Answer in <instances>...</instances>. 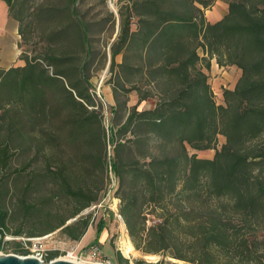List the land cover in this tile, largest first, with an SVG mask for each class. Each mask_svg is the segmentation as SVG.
Segmentation results:
<instances>
[{
  "label": "trees",
  "instance_id": "16d2710c",
  "mask_svg": "<svg viewBox=\"0 0 264 264\" xmlns=\"http://www.w3.org/2000/svg\"><path fill=\"white\" fill-rule=\"evenodd\" d=\"M2 1L23 22V6L15 16L16 0ZM121 1L111 70L123 55L113 94L126 120L113 131L110 159L103 106L91 93L88 26L77 21L51 36L73 38L81 52L21 54L23 66L0 68V250L8 234L35 238L60 228L81 241L89 220L66 223L100 200L112 172L137 251L179 261L170 264H264V0H231L214 24L203 9L217 0ZM214 59L242 72L235 89L224 91L225 106L209 84ZM133 91L138 101L129 109ZM156 97L153 109L137 110ZM219 136L226 143L213 159L190 154L216 149ZM17 153H33L45 168L12 180ZM58 201L72 207L68 216ZM150 207L160 222L147 227ZM97 232L99 241L102 223ZM117 259L129 264L120 253Z\"/></svg>",
  "mask_w": 264,
  "mask_h": 264
},
{
  "label": "rangeland",
  "instance_id": "374dc122",
  "mask_svg": "<svg viewBox=\"0 0 264 264\" xmlns=\"http://www.w3.org/2000/svg\"><path fill=\"white\" fill-rule=\"evenodd\" d=\"M230 1L217 0L211 7L203 9L207 22L213 24L225 18L229 13ZM15 4V16H20L18 12L21 6L25 10L22 15L24 20L20 22L22 35L19 36L18 42L20 54H24L29 58L52 48H56L58 52L69 49L72 52H81V49H74L76 42L73 38L67 40L65 43L64 41H53L51 36L55 31L61 30V28H78V25L74 24L77 21H80L84 27H89V47L93 52L92 59L94 60L90 70L91 93L96 100L97 106L100 104L103 106L104 124L108 135L107 154L108 159H110L114 156L115 148V144L112 143L113 131H116L126 120L124 118L125 114L122 113L120 105L117 106L113 94V89L120 72L118 66L123 63V55L117 57L116 67H114L113 71L111 70V48L119 40L122 29L121 11L126 6V3L121 0H79L74 5L73 0H16ZM215 10H219L220 18L213 16ZM40 11L41 13H39ZM131 22V28L135 30L137 20L132 19ZM200 54L203 56L202 52ZM224 69H226V72L219 74H214L210 70L208 76L216 103L225 106L224 91L235 89L242 72L238 68L228 69V67H225ZM140 86L144 88L143 85ZM136 95L135 91L129 94V109L136 106L137 101H133V97ZM158 102L159 98H151L144 105H139L137 110L153 109ZM225 143V137L219 136L216 149L206 151L189 149V152L191 155L196 154L201 159H213L217 150H220ZM44 168V159L35 158L33 153H17L12 160L7 174L13 180L17 172H24L26 169L25 173L27 174L34 169L42 170ZM118 188V179L112 172H109V184L107 189L102 192L100 200L83 210L75 218L67 221L66 226H72L88 219L90 222L88 231L90 230L91 232L86 239L84 236L79 242L73 241L63 232L64 228H60L45 236L35 237L46 238L47 255H45L44 261H47L46 259L51 252H59L58 257L55 259H69L68 253H74L75 256L71 260L80 264H119L117 259L118 253L128 260L129 264H138V262H143L142 264H160L161 262L170 264L179 262L169 256L146 255L136 249L131 255L127 256L124 254L122 242L125 240V234L131 242L132 240L125 220L121 215V200L117 195ZM57 205L61 207V217L68 216L73 210L66 201H58ZM146 216L147 227L154 226L160 222L159 211H155L152 207L147 209ZM72 220L76 221L71 222ZM100 223L103 224V232L100 235L99 241H97L99 235L97 227ZM14 230L15 228L12 229V232ZM105 232L108 234L104 239ZM30 238L26 235L16 237L8 234L3 240V249L0 250V256L35 257L37 254L30 250V242L28 241ZM19 245L23 250H28L29 253H20V249H18ZM91 247L99 249V258L97 256L91 257L85 253Z\"/></svg>",
  "mask_w": 264,
  "mask_h": 264
},
{
  "label": "crops",
  "instance_id": "0c3cea01",
  "mask_svg": "<svg viewBox=\"0 0 264 264\" xmlns=\"http://www.w3.org/2000/svg\"><path fill=\"white\" fill-rule=\"evenodd\" d=\"M19 28L20 23L10 15L8 5L4 1L0 0V68L2 69H9L11 67H15L16 65H24V63L19 60L21 55L18 42V38L20 36ZM5 37L7 38V41L3 40V42H1V39H5ZM234 68L236 69V67H228V69ZM211 72L219 74L226 72V69L220 67L217 64L216 59H214L212 60ZM133 99L135 102L138 101L137 95L134 96ZM144 104L145 102L142 103L141 106ZM146 105L148 104L146 103Z\"/></svg>",
  "mask_w": 264,
  "mask_h": 264
},
{
  "label": "built area",
  "instance_id": "2783aa9c",
  "mask_svg": "<svg viewBox=\"0 0 264 264\" xmlns=\"http://www.w3.org/2000/svg\"><path fill=\"white\" fill-rule=\"evenodd\" d=\"M45 239L46 238H30V239H28V241L30 242L31 252L36 253L37 255L35 256V258H37L43 262H45L44 257H45V255H47L46 254L47 249L45 246ZM85 253H87V255H90L91 257H96V256L98 258L100 257L99 249L96 247H91V248L87 249ZM74 256H75L74 253H72V254L68 253L69 259H64V260H71L74 258ZM98 258H96V259H98ZM55 260H59V259H55ZM55 260H52L51 262H53Z\"/></svg>",
  "mask_w": 264,
  "mask_h": 264
},
{
  "label": "water",
  "instance_id": "95a60500",
  "mask_svg": "<svg viewBox=\"0 0 264 264\" xmlns=\"http://www.w3.org/2000/svg\"><path fill=\"white\" fill-rule=\"evenodd\" d=\"M72 220L71 222H75ZM0 264H80L69 260L59 259L50 263L43 262L35 257H18L15 255L0 256Z\"/></svg>",
  "mask_w": 264,
  "mask_h": 264
},
{
  "label": "bare ground",
  "instance_id": "6f19581e",
  "mask_svg": "<svg viewBox=\"0 0 264 264\" xmlns=\"http://www.w3.org/2000/svg\"><path fill=\"white\" fill-rule=\"evenodd\" d=\"M213 16H216L217 18H220V12L219 10H215L214 11V15ZM3 40L7 41V38L5 37V39H1V42H3ZM90 230L86 233L85 235V239L86 237L88 236V234H90ZM107 232L104 233V239L107 237ZM122 249L124 251V254L125 255H131L132 253H134L135 251V247L134 245L132 244V242L130 241L129 237L125 234V240L122 242ZM72 261V260H70ZM72 262H75V261H72Z\"/></svg>",
  "mask_w": 264,
  "mask_h": 264
}]
</instances>
